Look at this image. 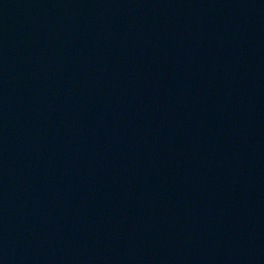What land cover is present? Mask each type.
Segmentation results:
<instances>
[{"label": "water", "instance_id": "1", "mask_svg": "<svg viewBox=\"0 0 264 264\" xmlns=\"http://www.w3.org/2000/svg\"><path fill=\"white\" fill-rule=\"evenodd\" d=\"M0 264H264V0H0Z\"/></svg>", "mask_w": 264, "mask_h": 264}]
</instances>
